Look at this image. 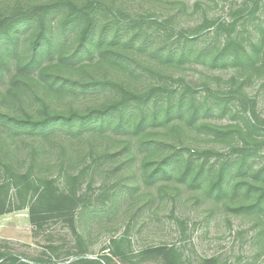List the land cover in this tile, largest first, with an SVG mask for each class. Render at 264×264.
I'll list each match as a JSON object with an SVG mask.
<instances>
[{
    "label": "rangeland",
    "instance_id": "rangeland-1",
    "mask_svg": "<svg viewBox=\"0 0 264 264\" xmlns=\"http://www.w3.org/2000/svg\"><path fill=\"white\" fill-rule=\"evenodd\" d=\"M100 1L103 8L97 9L99 20L106 17L114 25V16L125 21L137 19L134 41H142L147 47L152 45L155 52L173 53L180 47L197 52L215 49L227 35L238 37L252 52L259 51V57L264 50V0H185V8L180 7L178 0H124V6L119 2L107 6L106 1ZM196 1L200 2L198 7L194 6ZM256 1L259 8L252 14L244 4ZM73 3L76 5L75 0ZM52 4L59 8L58 12H50L49 17L62 18L63 11L68 10L63 0H0V13ZM119 8H123L121 13ZM29 32L20 34L19 52L25 48V35ZM186 35L194 39V44H183ZM133 51L145 59L151 58L148 49L139 51L135 47ZM178 68L173 79L167 77L165 82L170 88L188 87L186 96L193 94L200 101L205 98L215 103L206 120L245 125L243 111L250 115L252 101L257 117L264 119V70L239 60L208 65L201 57H192ZM6 76L7 73L0 80L1 89H5ZM90 91L78 88L74 96L88 100L93 94ZM220 103H225L226 109L217 106ZM17 112L21 114V109ZM107 126L97 130L103 136L99 144L96 141L89 145L87 137L93 126L76 124L42 132L18 127L0 115V138L7 131L19 142V157L13 159V167L32 179H54L59 187L66 185L67 174L79 175V193L86 196L74 215L75 232L68 219L57 212L36 214L31 220V189L26 192L24 206L16 208L25 197L20 191L22 184L9 180V171L0 164L4 211L0 213V254L5 259L15 258V264H77L79 258L102 259L106 264H204V260L209 264H264L263 212L235 210L240 204L249 206L252 193L246 197L241 192L228 191L216 197L207 192L206 179L189 184V176L180 177L173 166L169 174H158L147 182L140 161L133 157L138 150L136 143L132 140L125 147L130 132H116L114 127ZM254 133L260 141L259 135L264 131L258 129ZM45 135L49 140L45 141ZM39 140L45 143L42 148ZM232 142L219 143L196 134L182 143L174 142L173 146L180 157L189 159L192 169L225 163V167L232 165L229 182H263L262 174L261 180L255 175L264 163V151L249 156L246 166L237 173L233 162L240 154L241 144ZM245 142L249 152L263 145L259 142L257 146L249 138ZM162 144L165 147H158L159 157L152 159V166L169 149ZM105 150L107 155L101 157L100 152ZM165 249L173 252L166 253ZM104 255L110 259L104 260Z\"/></svg>",
    "mask_w": 264,
    "mask_h": 264
},
{
    "label": "trees",
    "instance_id": "trees-1",
    "mask_svg": "<svg viewBox=\"0 0 264 264\" xmlns=\"http://www.w3.org/2000/svg\"><path fill=\"white\" fill-rule=\"evenodd\" d=\"M63 1L68 10L63 11L60 19H52L48 15L57 11L58 4L0 13V80L7 73L5 89L0 88V115L18 127L42 132L53 127L72 128L76 124L93 126L90 128L92 131L89 138L87 137L89 145H95L96 141L99 144V139L103 136L98 131L104 125L114 127L116 132L128 130L131 138L124 141L125 147L132 140L136 143L139 151L136 149L133 157L140 161L147 182L158 174H169L173 166L180 177L189 176L186 180L189 184L206 179L207 192L216 197L226 195L228 191L241 192L246 197L252 193L249 206L240 204L235 210H261L264 216V163L255 175L261 180L259 174H262L263 182H248L247 185L239 180L229 182L228 175L232 165L225 167V163H222L218 167L210 165L207 168L201 165L195 170L191 168L189 159L180 157L173 146L174 142L182 143L183 139L196 134L219 143H240L238 140H242L240 154L233 162L234 171L239 173L246 166L249 156L256 154L258 150L264 151V133L259 135L260 141L254 135V131L258 129L264 131V119L257 117L255 102H251L250 115H245L246 111H243L245 125L238 122L216 124L206 120L215 103L205 98L200 101L193 94L186 96L188 87L170 88L165 82L167 77L173 79L178 66L192 57H201L208 65L219 61L239 60L240 63L247 62L254 68L264 70V50L259 57V51L254 53L238 37L227 35L215 49L197 52L196 49L191 51L180 47L173 53L164 50L155 52L152 45L149 48L142 41H134L137 19L120 20L118 15V18L113 17L115 24L112 25L106 17L104 21L98 19L97 9L103 8L100 0H75L77 6L73 3L74 0ZM103 1H106L107 6H113L117 2L124 6V0ZM177 3L182 8L186 7L185 0H178ZM199 3L194 2V6L198 7ZM259 4L256 1L254 4L244 5L253 14ZM118 11L121 13L123 8ZM261 31L264 32V27ZM25 32H29L25 35V48L19 52V36ZM183 44H194V39L186 35ZM135 47L139 51H151V58L136 55L133 51ZM141 77L143 78L140 79ZM78 88L83 91L91 89V98L77 99L74 93ZM26 99L29 101H25ZM217 106L226 109L225 103ZM19 109L21 114L17 112ZM2 133L5 135L0 138V164L9 171V180L14 184H22L20 191L25 196L16 208L24 206L26 192L31 189L34 196L28 207L31 220L36 214L57 212L68 219L75 232V212L86 201V196L79 193V175L67 174L64 187H59L54 179L30 178L12 164L13 159L17 160L19 157V142L9 132ZM45 136V141L49 140V136ZM235 137L237 140H234ZM247 138L257 146L259 142L263 145L249 152L245 142ZM66 141L75 146L70 139ZM38 143L42 148L44 141L39 140ZM162 143L169 149L162 152L158 164L152 166V159L159 157L156 152L158 147L163 146ZM100 153L101 157L107 155L106 150ZM115 153L117 154L116 151ZM3 212V201L0 199V213ZM262 246L264 247V243ZM165 251L172 253L173 249ZM162 256L167 259L175 258L174 255ZM103 259L110 258L104 255ZM15 262V258L9 256L5 259L0 254V264ZM75 262L106 264L102 259L87 258H79ZM202 263L209 264V261L204 260Z\"/></svg>",
    "mask_w": 264,
    "mask_h": 264
}]
</instances>
